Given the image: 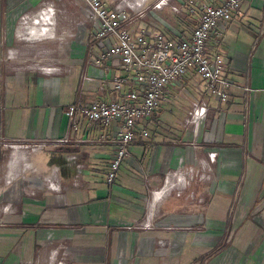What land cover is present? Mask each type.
Returning a JSON list of instances; mask_svg holds the SVG:
<instances>
[{
  "label": "crops",
  "instance_id": "0c3cea01",
  "mask_svg": "<svg viewBox=\"0 0 264 264\" xmlns=\"http://www.w3.org/2000/svg\"><path fill=\"white\" fill-rule=\"evenodd\" d=\"M102 1L174 39L200 21L191 0ZM89 12L86 0H0V264H264V0H245L209 41L229 100L194 71L166 86L111 184L114 149L66 115L78 99L120 97L122 64H94Z\"/></svg>",
  "mask_w": 264,
  "mask_h": 264
},
{
  "label": "built area",
  "instance_id": "2783aa9c",
  "mask_svg": "<svg viewBox=\"0 0 264 264\" xmlns=\"http://www.w3.org/2000/svg\"><path fill=\"white\" fill-rule=\"evenodd\" d=\"M86 1L90 6L89 17L95 25L94 40L100 47L94 64L104 68L108 59L120 61L122 67L114 84L120 97L96 98L89 102L78 99L67 105L66 115L70 131L78 133L84 126L87 131L85 141L110 144L114 149L106 175L111 184L124 161L131 156L130 147L137 138L140 125L166 100V86L194 71L202 79L208 94L224 103L229 100L232 82L224 72L228 64L220 55L210 56L209 41L223 37L224 23L234 18V12L245 0H223L220 5L191 0L192 6L199 8L200 21L191 37L179 39L145 27L131 29L128 24L132 22V16L126 8L110 9L102 0ZM205 111L204 107L196 108L194 115L203 116ZM141 133L149 135L145 128ZM216 153L215 150L211 152L213 156ZM171 186L174 184L167 178L163 187L154 190L153 195L159 197ZM51 187L62 190L58 183Z\"/></svg>",
  "mask_w": 264,
  "mask_h": 264
},
{
  "label": "rangeland",
  "instance_id": "374dc122",
  "mask_svg": "<svg viewBox=\"0 0 264 264\" xmlns=\"http://www.w3.org/2000/svg\"><path fill=\"white\" fill-rule=\"evenodd\" d=\"M36 22H38L37 24H38V26H39V25H40V22H39V20H38V19H37V21H36ZM37 36H38L39 38H40V37H42V36H40L38 33H37ZM38 37H37V38H38ZM188 120H190V118H188V119L186 120V122H187ZM192 120H193V119H192ZM193 123H194L193 127L195 128V127L197 126V124H196V122H195V121H194ZM191 126H192V125H191ZM194 128H193V129H194ZM177 185H178V184H177Z\"/></svg>",
  "mask_w": 264,
  "mask_h": 264
},
{
  "label": "bare ground",
  "instance_id": "6f19581e",
  "mask_svg": "<svg viewBox=\"0 0 264 264\" xmlns=\"http://www.w3.org/2000/svg\"><path fill=\"white\" fill-rule=\"evenodd\" d=\"M39 34V33H38ZM45 35L47 34V33H44ZM40 36H42V34H39ZM44 36V35H43Z\"/></svg>",
  "mask_w": 264,
  "mask_h": 264
}]
</instances>
